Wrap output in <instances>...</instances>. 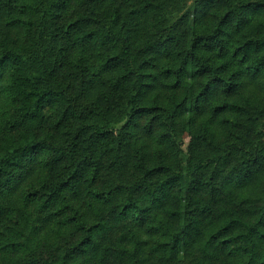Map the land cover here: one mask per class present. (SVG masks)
<instances>
[{"label": "trees", "instance_id": "trees-1", "mask_svg": "<svg viewBox=\"0 0 264 264\" xmlns=\"http://www.w3.org/2000/svg\"><path fill=\"white\" fill-rule=\"evenodd\" d=\"M70 1L0 0V264H264V202L214 208L264 165V0Z\"/></svg>", "mask_w": 264, "mask_h": 264}, {"label": "rangeland", "instance_id": "rangeland-1", "mask_svg": "<svg viewBox=\"0 0 264 264\" xmlns=\"http://www.w3.org/2000/svg\"><path fill=\"white\" fill-rule=\"evenodd\" d=\"M193 2V0H187V4H191ZM70 6L69 8H73L75 7V0L70 1ZM6 33H2V36H5ZM185 80L189 79V74H186L185 76ZM244 99H248V98H244ZM243 101V100H242ZM249 104L251 106H257V99L255 98H249L248 99ZM264 104V103H263ZM262 104V105H263ZM261 105V106H262ZM183 115H181L179 117V119L181 120ZM249 117L251 118V128L252 131H250V133L248 134V139L254 144V146L262 141H264V135H262L260 137V134L264 128V113H257L256 111H253L250 113V115L247 116H243L240 118L239 121H241V124H246L247 121H249ZM234 119V118H233ZM179 120V121H180ZM227 122L225 121H221V122H217L215 124V128H216V132L218 134V138L220 140H230L235 136V132L240 133V135H242V130L237 128V124L236 123V127L234 129H232L233 127L228 126L231 124V120L230 119H226ZM2 121V118L0 116V123ZM238 121V122H239ZM1 126V124H0ZM243 127L245 128V125H243ZM241 132H240V131ZM264 131V130H263ZM186 141H185V145L186 146ZM155 148H153V152H154ZM152 152V153H153ZM228 171L225 172V174ZM223 180L226 181L227 178L223 177ZM223 191L218 194V200L221 199V203H217L215 204L214 208H218V207H222V206H230V208H232L233 210H235V212H237L239 214V216H241L242 218H245L246 221L248 222H252L254 221V219L256 218V208L257 206H259V204H262L264 202V165H262L261 167H259L258 169L255 170V172L250 176L249 179L244 180L242 182H230V181H226L224 183V187H223ZM176 192H174V190H171V192L169 193V198L167 199V203L170 207H173V204L175 202V196H176ZM209 192L206 191L205 189L200 190L198 192L195 193V198L198 199L199 201H201L202 203L206 202L207 198H208ZM85 202H88V199H85ZM199 211V209H197V212ZM196 212V213H197ZM206 213H199L198 215L195 214V218L196 219H201V221L203 219H205ZM47 215L43 216V218L45 219ZM46 223V222H44ZM48 227V226H47ZM46 227V228H47ZM1 229V227H0ZM3 229V228H2ZM1 229V230H2ZM47 230V229H44ZM119 231L118 229H114L112 227H108V229L106 231H104L102 234H100L99 236H97L96 238L98 239V241L101 244H105L106 241L111 240V242L113 243V241L115 240V238L118 236ZM102 235V237H101ZM121 248V246L118 245H111L110 243L106 246V250L109 251V258L107 259L108 261L104 262L103 264H125V258L124 256L120 257L121 260L115 255L118 250ZM85 251V249H84ZM83 251V252H84ZM95 254V250L93 246H90L88 248L87 251H85L82 254L77 255V257L75 258V260H71V263H76V264H94L95 260L93 259ZM163 257H156L153 256L152 260L150 261L152 264H160V261ZM172 259V260H170ZM183 260H181L180 258H177L176 256L171 258L169 257V255L165 254V259L164 260H168L167 264H171V263H176V264H181V263H186L187 260L190 259V257H184L182 258ZM162 260V261H164ZM218 261H223V258L220 256L218 258Z\"/></svg>", "mask_w": 264, "mask_h": 264}]
</instances>
